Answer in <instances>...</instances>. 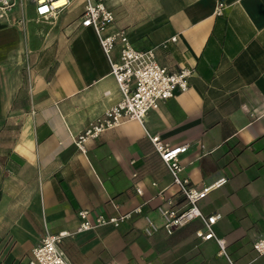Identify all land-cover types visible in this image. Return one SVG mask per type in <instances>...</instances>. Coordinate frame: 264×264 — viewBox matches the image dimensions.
Instances as JSON below:
<instances>
[{
  "label": "crops",
  "instance_id": "crops-1",
  "mask_svg": "<svg viewBox=\"0 0 264 264\" xmlns=\"http://www.w3.org/2000/svg\"><path fill=\"white\" fill-rule=\"evenodd\" d=\"M106 1L137 50L194 71L190 89L82 153L75 138L122 99L95 32L81 27L85 0L46 28L20 24L21 8L0 20V264H27L47 234L75 233L81 211L94 220L140 206L118 228L67 238L72 264H227L197 236L200 221L167 235L158 208L182 200L150 136L189 146L181 177L192 187L227 180L199 206L223 216L214 229L235 264H264L253 249L264 235V0H224L223 16L218 0Z\"/></svg>",
  "mask_w": 264,
  "mask_h": 264
},
{
  "label": "built area",
  "instance_id": "built-area-1",
  "mask_svg": "<svg viewBox=\"0 0 264 264\" xmlns=\"http://www.w3.org/2000/svg\"><path fill=\"white\" fill-rule=\"evenodd\" d=\"M27 1L35 6L38 19L50 20L59 17L76 0ZM16 8H19L18 0H0V20L10 22L11 15ZM224 11V0H218L216 16H223ZM20 24L25 25L26 21L22 18ZM81 27L92 29L95 32L101 50L109 63L110 75L114 77L122 95L120 102L107 109L101 117L89 123L85 131L75 138L78 149L82 153H86V144L100 139L108 131L118 129L131 121L144 125L152 111L160 109L177 93H185L190 89V78L194 71L182 69L178 72H171L157 62L153 50H137L130 40L127 30L118 27L117 16L109 8L106 0H85ZM172 41H176V38H173ZM116 52L118 53L117 59L114 57ZM150 140L172 175L173 185L178 188L182 200L180 204L183 208L177 207L172 201H168L167 206L158 208L167 235L172 236L176 230L192 222L200 221L203 229L197 232V236L202 241L214 240L219 247L218 255L225 258L227 264H235L227 252L226 238L218 237L214 229L223 216L219 213L211 216L205 215L199 206L213 191L226 184L227 180L223 179L200 190L192 187L188 179L181 177L184 168L180 162V155L184 154L189 146L171 148L164 145L159 136H150ZM136 192L138 195H143V191L139 188L136 189ZM114 208L119 210L116 205ZM142 214L143 207L140 206L127 214H118L113 218L100 216L92 220L88 211H81L78 214L79 226L75 233L47 234L41 243L32 249L27 264H72L62 249V244L67 238L107 225L118 228L133 216ZM147 222L148 227L145 233L148 236H153L159 229L153 221L148 219ZM253 249L259 257L264 256V235L254 242Z\"/></svg>",
  "mask_w": 264,
  "mask_h": 264
},
{
  "label": "rangeland",
  "instance_id": "rangeland-1",
  "mask_svg": "<svg viewBox=\"0 0 264 264\" xmlns=\"http://www.w3.org/2000/svg\"><path fill=\"white\" fill-rule=\"evenodd\" d=\"M20 4H21V13H22V18L26 21V23H28L29 21H34L36 20L35 22L36 23H39L38 25H41L42 27L46 28L47 24H44V22L46 21H42V20H39L38 18L35 19V17L33 16V14L31 13L30 9H31V6H30V3L26 0H18V6L20 8Z\"/></svg>",
  "mask_w": 264,
  "mask_h": 264
}]
</instances>
